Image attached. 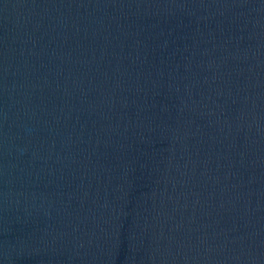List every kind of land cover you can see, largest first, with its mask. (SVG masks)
<instances>
[{
	"label": "water",
	"instance_id": "1",
	"mask_svg": "<svg viewBox=\"0 0 264 264\" xmlns=\"http://www.w3.org/2000/svg\"><path fill=\"white\" fill-rule=\"evenodd\" d=\"M0 264H264V0H0Z\"/></svg>",
	"mask_w": 264,
	"mask_h": 264
}]
</instances>
